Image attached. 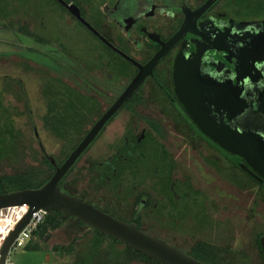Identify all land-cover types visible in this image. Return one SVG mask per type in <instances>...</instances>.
Wrapping results in <instances>:
<instances>
[{
  "label": "flooded vegetation",
  "instance_id": "1",
  "mask_svg": "<svg viewBox=\"0 0 264 264\" xmlns=\"http://www.w3.org/2000/svg\"><path fill=\"white\" fill-rule=\"evenodd\" d=\"M204 1L191 6L187 0H113L103 5L106 21L100 24L112 25L116 33L108 34L101 28L97 30L121 52L144 65L160 49L161 43L168 41L182 26L185 18L189 19L191 13ZM221 1L216 2L196 20L197 26L214 34L215 42H210L207 47L208 52L213 54H206L203 46L196 48V40L187 35L181 36L166 51L152 72L168 95L151 76L141 81L80 157L86 156L90 160L85 168L88 173L86 188L82 187L81 190L92 193V190H88V185L93 186L88 182L92 177L111 183L110 187H93L96 193L101 190L100 197L96 198L97 202L85 200L84 196L77 197L95 207L99 206V209L111 208L112 216L134 222L141 230L151 231L149 234L152 236H157L156 233L161 235L162 231L159 237L176 247L177 242L185 240V233L194 228L191 231L195 234L193 243L201 244L200 251L214 261H220V264H246L250 254L258 255L260 263L264 264L260 243L264 237V220L260 217L262 214L259 210L262 199L252 202L253 206L249 207V211L257 219L249 216L237 222L233 213L232 191L228 198L220 197L225 203L219 202L216 192L194 183L193 176L197 178V172L192 175L186 173L184 168L185 164L200 163L199 165L207 167L205 174L214 177L219 175L227 184L234 185L228 169H233L236 165L226 155H233V132L239 126L245 131L253 132L261 131L264 127V92L259 93L264 89V75L263 79L253 77L255 73H264V56L253 58L252 61V56L244 59L243 55L245 50H250L251 53L254 49L252 41L255 38L248 33L253 29L255 35H262V24H259V19L243 20L233 17L221 7L215 9ZM2 5L4 3L0 0V7ZM91 25L95 26L94 23ZM261 46L264 48V44ZM113 53L124 60L121 72H128L125 84L115 100L136 75L138 68L115 51ZM106 64L109 65L110 62ZM175 67L180 77L176 75ZM193 69L198 70L197 78L189 76ZM249 73L253 79L247 84L245 75ZM237 83H242L241 100L247 108L243 110V115L246 116L234 121L229 119L230 113L240 107L244 109L239 96L237 97L240 92L236 93L237 104L231 96L229 101L217 105L215 95L218 92L214 90H217L218 84H226L229 90L231 87L238 90L240 86ZM206 89H212L213 92H206ZM254 92L257 94L252 96ZM208 93H212V96ZM193 94L199 97H194ZM117 118H120L122 130L117 139L108 143L107 156L99 158L95 152L90 153V147ZM177 131H183L187 135L184 133L179 136ZM218 135L226 145L218 142ZM249 140L250 138H244V142ZM196 142L200 145H196ZM259 142V150L262 152L264 141L261 139ZM201 149L203 156L199 151ZM218 161L228 168L222 170L223 166ZM241 162L245 165H248L247 162L255 164L253 158H242ZM74 168L68 173H72ZM258 168L262 169L261 165L258 164L256 169ZM256 169H252L256 178L238 170L247 178V182L252 177L260 190H263L264 177ZM226 191L229 193V190ZM191 194L193 198L190 197ZM98 200H102L104 204L101 206ZM187 200L192 202V209H185ZM221 210L225 211L222 215L219 214L222 213ZM204 229L209 231L207 238L203 234ZM250 234H253L252 239ZM183 247L180 249L186 251L187 247Z\"/></svg>",
  "mask_w": 264,
  "mask_h": 264
},
{
  "label": "rangeland",
  "instance_id": "2",
  "mask_svg": "<svg viewBox=\"0 0 264 264\" xmlns=\"http://www.w3.org/2000/svg\"><path fill=\"white\" fill-rule=\"evenodd\" d=\"M1 1L4 5L0 7V127L6 131L4 133L6 142L11 141L8 131L16 134L17 138L14 140L18 141V150L0 154V175L24 173L28 181L36 184L37 179L26 172L40 170L39 164L45 154L52 155L58 161L63 160L65 149L69 146L71 148L77 142L79 132L77 129L87 130L114 100L125 84L124 80L128 72L122 73L120 70L124 62L121 57L107 49L54 0ZM79 1L83 16L94 23L96 29L101 28L108 34L116 33L112 25L100 24L106 21L102 11L103 5L113 0ZM202 1L187 0L191 6H196ZM69 2L74 1L69 0ZM219 7L224 10H226L225 7L233 9L227 5L226 0H222L215 9ZM108 61L109 65L106 64ZM16 79L23 82L28 103L24 93H19ZM71 79H74L73 82ZM46 80L52 81L51 84L57 91L64 89L62 82L68 86L77 87L70 92L63 91L64 96L58 95L63 99L64 107L61 106L60 98L57 99L55 96L53 100L56 102V107L50 110V116L55 123L57 119L63 122L56 125L65 126L61 132L65 134L63 137L66 139L65 143H68L66 145L61 140L63 137L54 135V131L48 130L44 123V117L48 111L47 96L43 87ZM10 83L13 84V88L10 87ZM34 126L37 137L33 131ZM121 130V121L117 118L90 147V153L95 152L99 158L107 156L108 143L117 139ZM177 133L180 136L185 132L177 131ZM173 134L177 136L176 132ZM197 142L195 144L200 145ZM0 148L4 149L3 145L0 144ZM199 151L203 156L202 149ZM89 162V158L82 157L74 166L72 173H69L61 182V188L68 194L75 196L79 194L97 202L96 198L100 197L101 190L96 193L90 185L88 190H92V193L81 190L87 184L88 173L85 168ZM218 162L220 166H223L222 170L228 168L225 164ZM199 164L196 162L191 165L185 164L186 173L194 175L193 172H197V178L193 176L194 183L202 188L206 187V190L216 192L219 202L225 203L221 198H228V194L232 191L233 213L237 222L254 216L253 212L249 211V207H252V202L258 199H262L259 210L262 214L260 217L264 220V189L260 190L252 180L247 182L246 177L241 178L242 175L237 168L228 169V173L231 171L234 183L231 186L219 175L214 177L211 174H205L204 170L206 171L207 167ZM226 190H229V193ZM99 204L102 206L104 202L101 200ZM221 212L219 213L221 215L225 213L224 210ZM254 217L257 219V216ZM192 229L190 228L189 233H185V240L182 239L176 243L177 246H184L183 249H186L185 246L193 243L195 237L194 232L191 233ZM208 232L206 229L203 230L206 238L209 237ZM162 233L161 231L160 234ZM95 237L94 232L86 226L81 225L74 218H67L54 228L50 227L42 234L34 235L24 246L11 250L8 257L15 264H74L75 257L79 253H84L87 244L89 245ZM252 238L253 234H250V239ZM99 243L105 247L112 245L111 248L119 251L123 249L122 245L112 244L107 238L99 239ZM27 244L31 248H27ZM252 250L254 251V248ZM255 253L256 251L253 254ZM128 264L151 263L133 260ZM217 264L220 263L217 262ZM246 264H261L260 258L256 254L255 256L250 254Z\"/></svg>",
  "mask_w": 264,
  "mask_h": 264
},
{
  "label": "water",
  "instance_id": "3",
  "mask_svg": "<svg viewBox=\"0 0 264 264\" xmlns=\"http://www.w3.org/2000/svg\"><path fill=\"white\" fill-rule=\"evenodd\" d=\"M61 5H63L66 10L76 18L81 24H83L89 31H91L98 39H100L104 44H106L110 49L121 55L123 58L129 60L133 63L137 68L138 72L132 78V80L128 83V85L124 88L121 94L114 100V102L110 105V107L102 114L96 122L90 127V129L85 133V135L81 138V140L76 144V146L71 150L68 156L63 160V162L55 167V171L49 177V179L44 182L42 185L34 188H23L12 190L8 192L0 193V207L14 205V204H26L29 206V211L25 214L24 218L14 227V229L8 234L5 238L3 245L0 250L1 258L0 264L6 256V253L19 232V230L26 224L28 221L31 212L41 209L46 214L55 215L58 220L62 221L66 218H75L79 220L84 225L90 227L93 230L104 233L107 236H111L117 241L126 244L133 250L139 251L146 256L154 259L155 261L162 264H209L204 261H201L188 252L167 243L165 240L154 237L150 234L145 233L141 229H139L134 222H126L123 221L111 214L93 206L92 204L84 201L81 197H77L68 193L61 191L59 187V183L61 180L68 174V172L75 166L77 161L80 159L82 154L89 148L101 130L104 128L108 120L117 112V110L125 103V101L132 95L136 87L141 83V81L151 76L154 78L157 83L161 86L152 70L156 63L164 56L166 51L171 48L174 43L183 35L189 36L190 39L196 40L195 47L198 48L203 46L206 54L212 55L213 53L208 52V46H210V42H215L214 34H209L204 28L197 26L196 20L205 14L216 2L219 0H205L197 9H195L189 19L185 18L182 26L176 31V33L166 42L161 43L160 49L150 58V60L141 65L136 62L134 59L130 58L128 55L121 52L118 48H116L107 38H105L95 27H93L90 22H88L80 12L79 7L73 2H66L64 0H57ZM264 26V23L262 24ZM264 33V27H263ZM250 36H253L256 40L264 37L262 35H255L254 30H250L248 33ZM246 37V35H245ZM243 37V38H245ZM241 43V42H240ZM250 50H245L244 53L250 54ZM261 53V52H260ZM244 55V54H243ZM245 58V56H244ZM181 64V62H178ZM178 64V65H179ZM257 67V66H256ZM175 73L180 77V73L177 71L175 67ZM198 70H192L189 76H193L197 78ZM262 74L255 73V78L263 79ZM252 75L246 74L245 81L248 84V81H252ZM240 87L235 88L231 87L229 90V86L226 84H218L217 87L218 95H215V100L217 101V105H222L223 101H229L231 96L234 97V102H239L242 104V83H237ZM259 84V83H258ZM256 86V84H255ZM162 87V86H161ZM264 88V87H263ZM165 93L168 95L166 90L162 87ZM236 90V91H232ZM213 92L212 89H206V92ZM240 92L239 94L237 93ZM221 92V93H220ZM259 89L257 90V93ZM264 89L259 93L263 94ZM200 93V92H197ZM236 93L238 94L236 97ZM256 92L252 93V96L257 94ZM212 93H208L209 96ZM222 94V95H219ZM234 96H233V95ZM194 97H199L197 94H193ZM243 105L242 109L240 107L239 110H234L230 113V120L242 119L246 115H243V110L247 108V105ZM264 108V103H263ZM264 111V110H262ZM252 117V116H251ZM239 126V125H238ZM235 132H233V137L231 140L233 145L231 146L232 156L228 155V158L234 165H236L239 169L245 171L252 177L254 175V171L252 169H256L258 164L261 165L262 169H256L261 176L264 177V150L260 152L259 150V140L264 141V127L261 131H245L242 127L236 128ZM231 131V130H230ZM244 138H250L249 142H244ZM218 142L226 145L221 137L218 135ZM253 158L255 164L252 162H247L248 165H245L241 162V159ZM50 161L54 163L53 157H49ZM254 165V166H253ZM264 184V183H263ZM261 248L264 253V237L260 240Z\"/></svg>",
  "mask_w": 264,
  "mask_h": 264
},
{
  "label": "trees",
  "instance_id": "4",
  "mask_svg": "<svg viewBox=\"0 0 264 264\" xmlns=\"http://www.w3.org/2000/svg\"><path fill=\"white\" fill-rule=\"evenodd\" d=\"M54 1L63 10H65L67 13H69L66 10V8L63 5H61L57 0H54ZM64 1L69 2V0H64ZM73 1H74L73 3H75L79 7L80 12L83 15V12H82L81 7L79 5L80 1L79 0H73ZM96 1H99V0H96ZM102 1H107V0H100V2H102ZM226 3L228 6H231L233 8L232 10H230L229 8L225 7L227 12L230 13L233 17H236V18L238 17L239 19H243V20L244 19H253L254 20L255 18H258V19L261 18L262 20H260V19L258 20L259 24L264 23V0H226ZM263 27L264 26L261 27L262 31H263ZM18 28L21 30L20 26ZM89 32H91V31H89ZM91 34L96 39H98L92 32H91ZM262 34H264V33L262 32ZM98 40L100 42H102L100 39H98ZM252 43H254L253 44L254 45L253 51L251 53L249 52L250 54L245 53L244 56L246 57V59L247 58L249 59V58H251L249 56H252L251 59L253 61V58L256 59V57L258 58V57L264 56V48L261 46L264 44V40L253 39ZM103 45L107 49L112 50L106 44L103 43ZM66 76H68V75H66ZM74 76L77 77V75H74ZM73 80L74 79H71L72 82H73ZM16 82L19 85V91H20L19 93H21V92L24 93L25 88H24L23 82L21 80H18V79H16ZM51 83H52V81L46 80L45 83L43 84L44 93L47 96V110H48L45 117H44V123L47 126L48 130H50V129L53 130L54 135L60 136L62 138L65 134H63L61 132L62 131L61 129L65 128V126L63 125L60 127L56 124L57 123L63 124V122L60 119H57L56 120L57 122L55 123V121L53 120V117L50 116V113H51L50 110H52V109H54V107H56V102L53 99L55 98V96L57 97V99L60 98L61 106L64 107L65 105L63 104V99H61V97H58V95L60 96V94H62L64 96V94L62 93L63 91L64 92H70V91L76 89L77 87L74 88V87L68 86L65 82H62V86L64 89L57 91V90H55V86H53ZM10 84H11L10 87L13 88V84L12 83H10ZM66 94H68V93H66ZM24 95H25V93H24ZM25 97H26V95H25ZM25 100H26V102L28 101L27 97ZM50 117H52V119H50ZM56 127H57V129H56ZM33 131L37 137L38 135H37V131L35 129V126L33 127ZM77 131H79L77 133V138H76L77 142L74 143V145L71 148L69 146L67 149H65L66 152L64 153L65 157L63 158V160L68 156V154L76 146V144L81 140L82 136L86 132V130H80V129L79 130L77 129ZM5 132L6 131H3V129H1V127H0V144L3 145V147H4V149L0 148V154H2V152L4 153V152H10L12 150L13 151L18 150V146H17L18 141L14 140V138H17L16 134H14L13 131H8L10 133L11 141L6 142V141H4V133ZM60 137H59V139H61ZM61 140L64 142L65 145L68 144V143H65L66 139H64V137ZM74 142H75V140H74ZM48 156L53 157L52 155L45 154V156L42 158V161H40V164H39L40 170H34V171L31 170V171L26 172L28 175L37 179L36 184L28 181L25 178L26 174H24V173H19V174H15V175H3V176L0 175V193L12 191V190H17V189H23V188H34V187H38V186L42 185L44 182H46L49 179V177L53 174V172L55 171V167L60 165L63 162V160L58 161L55 159V157H53L54 163H52L50 161V159H48ZM235 168H238V167L236 166ZM242 172H244V171H242ZM244 173H245L244 175L247 174L246 172H244ZM65 177L62 179V181L65 179ZM82 177H83V175H82ZM241 178H244V176H241ZM249 180L250 181L252 180L255 184H257V182L254 181L252 179V177H249ZM61 182L59 183V187H60L61 191L65 192V190H63L61 188ZM88 182L92 183L93 187H96V188L101 186V187L106 189V188H109L111 185V183H109V182L104 183V182H102V179H98L95 177H92L91 179H89ZM85 186H86V184L84 185V187ZM107 190L111 191L109 189H107ZM84 191H85V189H84ZM190 197L193 198V195L191 194ZM84 199L87 200V198H84ZM192 206H193L192 202L189 203L188 200L185 202V209H192ZM97 207H99V206H97ZM101 210L108 212L109 214H113L112 213L113 211L109 207H105V208L103 207V208H101ZM121 219H123L125 221H129V220L124 219V218H121ZM75 220L78 223H80L81 225L86 226L83 223H81L79 220H77V219H75ZM62 221L58 220L55 215L45 214L43 222H41L39 224V226L37 227V229H35L33 231L31 237H33L36 234L37 235L42 234L43 232H45L50 227L54 228L59 222H62ZM130 221H133V220H130ZM86 227L90 231L94 232L96 237L92 238V241L89 242V245L87 244L86 251L84 253H79L77 255V257H75L74 264H128L129 262H131L133 260L145 261V262H148L151 264H162V263H159V262L155 261L154 259L146 256L145 254H143L139 251L131 249L126 244L117 241L116 239H114L111 236H107L102 232L93 230L88 226H86ZM142 230L145 233L149 234V232L147 230H144V229H142ZM192 230L194 231V228ZM154 237H159V236H154ZM101 238L110 239L112 244H116V243L120 244V245H122L123 249L119 251L118 249L111 248L112 245H109L110 248L105 247V246H103V244L99 243V239H101ZM26 246H27V248H31L30 245H28V244ZM200 246H201V244H199L198 242L193 243V244H188L186 246L187 247L186 252H188L189 254L194 256L195 258H197L201 261H204L206 263H209V264H217V262L220 263V261L216 262V260L214 261L213 259L207 257L208 255L201 252ZM178 247L180 248V246H178ZM261 255H262V253H261ZM262 258H263V255H262ZM223 261H225V260H223Z\"/></svg>",
  "mask_w": 264,
  "mask_h": 264
},
{
  "label": "built area",
  "instance_id": "5",
  "mask_svg": "<svg viewBox=\"0 0 264 264\" xmlns=\"http://www.w3.org/2000/svg\"><path fill=\"white\" fill-rule=\"evenodd\" d=\"M29 211V206L26 204H14L0 207V250L5 238L14 229V227L24 218ZM45 212L41 209L31 212V215L26 224L19 230L13 239L5 258L1 264H15V262L8 257L11 250L18 249L26 244L31 238L32 233L45 217ZM1 258V254H0Z\"/></svg>",
  "mask_w": 264,
  "mask_h": 264
}]
</instances>
